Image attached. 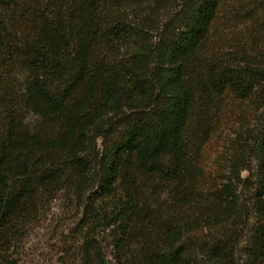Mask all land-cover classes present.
Returning a JSON list of instances; mask_svg holds the SVG:
<instances>
[{
    "label": "trees",
    "instance_id": "16d2710c",
    "mask_svg": "<svg viewBox=\"0 0 264 264\" xmlns=\"http://www.w3.org/2000/svg\"><path fill=\"white\" fill-rule=\"evenodd\" d=\"M224 1L0 0V264L59 193L77 264H264V40L211 48ZM225 97L260 133L208 178Z\"/></svg>",
    "mask_w": 264,
    "mask_h": 264
},
{
    "label": "rangeland",
    "instance_id": "374dc122",
    "mask_svg": "<svg viewBox=\"0 0 264 264\" xmlns=\"http://www.w3.org/2000/svg\"><path fill=\"white\" fill-rule=\"evenodd\" d=\"M263 20L264 0L224 1L213 25L210 47L222 54L238 55L250 53L253 47L260 50L264 40ZM225 98L215 128L202 149L201 163L208 178L216 176V172L223 173L237 149L250 161L251 145L260 133L261 124L252 107ZM35 120L28 115L27 122L32 124ZM245 175L242 171L241 177ZM77 214L65 195L57 194L42 209L39 219L28 227L14 254L17 264H77L74 253L80 236L76 232L79 229ZM109 251V247L104 246L105 256L110 260ZM240 257L238 252L237 259Z\"/></svg>",
    "mask_w": 264,
    "mask_h": 264
}]
</instances>
